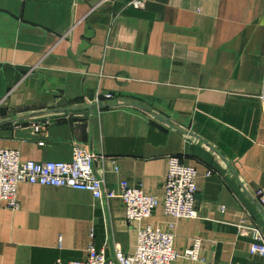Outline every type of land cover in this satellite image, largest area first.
I'll list each match as a JSON object with an SVG mask.
<instances>
[{"label":"crops","instance_id":"1","mask_svg":"<svg viewBox=\"0 0 264 264\" xmlns=\"http://www.w3.org/2000/svg\"><path fill=\"white\" fill-rule=\"evenodd\" d=\"M129 2L0 0V146L42 162L84 145L107 187L162 201L176 157L198 168V217L129 222L119 198L24 182L19 209L0 205V264L130 254L146 225L180 254L200 241L173 264H264L239 233L264 236V0Z\"/></svg>","mask_w":264,"mask_h":264},{"label":"built area","instance_id":"2","mask_svg":"<svg viewBox=\"0 0 264 264\" xmlns=\"http://www.w3.org/2000/svg\"><path fill=\"white\" fill-rule=\"evenodd\" d=\"M129 5L144 8L145 0H131ZM105 97L112 98L113 95L108 93ZM96 105L101 106V99L96 101ZM96 160V155L81 144L75 146L71 161L42 162L25 160L20 150L0 146V205L4 203L10 208L19 209L18 187L26 182L84 190L90 192L95 199L119 198L125 206L129 222H143L152 217L160 205L167 217L187 219L198 217L196 211L198 168L184 165L176 157L170 158L162 201L145 193L140 187L130 185L126 180L120 181L119 189L107 187L104 177L95 170ZM262 204L264 206V200ZM239 229L241 235L252 237L251 253L263 256L264 236L260 228L241 224ZM91 236L94 237V232H91ZM174 242V233L146 225L138 231V245L133 253H124L116 243L113 246V255L108 256L103 249H97L91 242L85 259L58 264H173L182 255L193 260L200 259V241L195 240L183 254L177 252Z\"/></svg>","mask_w":264,"mask_h":264},{"label":"water","instance_id":"3","mask_svg":"<svg viewBox=\"0 0 264 264\" xmlns=\"http://www.w3.org/2000/svg\"><path fill=\"white\" fill-rule=\"evenodd\" d=\"M92 108V107H91ZM86 112L87 111H85V110H83V111H81V112H78V113H76L77 115V117H80L81 115H83V114H86Z\"/></svg>","mask_w":264,"mask_h":264}]
</instances>
